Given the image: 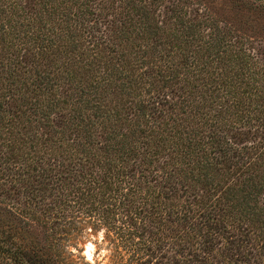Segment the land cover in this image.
I'll return each mask as SVG.
<instances>
[{"label": "trees", "instance_id": "16d2710c", "mask_svg": "<svg viewBox=\"0 0 264 264\" xmlns=\"http://www.w3.org/2000/svg\"><path fill=\"white\" fill-rule=\"evenodd\" d=\"M103 1L0 0V203L55 247L102 230L109 264H264V63Z\"/></svg>", "mask_w": 264, "mask_h": 264}, {"label": "rangeland", "instance_id": "374dc122", "mask_svg": "<svg viewBox=\"0 0 264 264\" xmlns=\"http://www.w3.org/2000/svg\"><path fill=\"white\" fill-rule=\"evenodd\" d=\"M111 1V8H117L118 0H115L116 3ZM139 2L144 4L143 7H147L150 18L156 23L171 18L178 22L193 16H200V20L203 21L204 16H208L214 24L224 29L229 40H236V46L249 53L251 59L264 63V0H140ZM98 4L105 3L103 0H93L92 7ZM127 8L129 7L119 9L118 12L131 14L135 19L136 13ZM170 10L182 11L186 14H177V12L174 14ZM195 11H199V14H194ZM0 233H2L0 238L2 240L7 238L9 244L20 251L30 264H109L112 260L110 246L102 242V230L88 235L86 233L87 236L82 237L77 244L64 242L62 246L55 247L49 238L48 228L41 221L32 222L24 219L10 210L7 204L2 203H0ZM87 244H92L93 248H87ZM58 255L60 258H57ZM124 256L128 258L127 253ZM141 258L146 259V255Z\"/></svg>", "mask_w": 264, "mask_h": 264}, {"label": "bare ground", "instance_id": "6f19581e", "mask_svg": "<svg viewBox=\"0 0 264 264\" xmlns=\"http://www.w3.org/2000/svg\"><path fill=\"white\" fill-rule=\"evenodd\" d=\"M86 247L92 249L93 248V245L92 244H87Z\"/></svg>", "mask_w": 264, "mask_h": 264}]
</instances>
